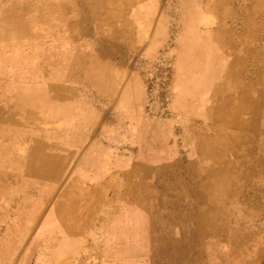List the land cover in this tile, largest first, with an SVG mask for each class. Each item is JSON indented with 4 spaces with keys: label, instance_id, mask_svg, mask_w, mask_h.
<instances>
[{
    "label": "rangeland",
    "instance_id": "374dc122",
    "mask_svg": "<svg viewBox=\"0 0 264 264\" xmlns=\"http://www.w3.org/2000/svg\"><path fill=\"white\" fill-rule=\"evenodd\" d=\"M103 1L0 0V264H264V0ZM49 87H131L119 101L139 119L117 139L134 196L81 250L46 234L52 203L19 170ZM238 101L257 106L262 131L223 141L221 105Z\"/></svg>",
    "mask_w": 264,
    "mask_h": 264
},
{
    "label": "crops",
    "instance_id": "0c3cea01",
    "mask_svg": "<svg viewBox=\"0 0 264 264\" xmlns=\"http://www.w3.org/2000/svg\"><path fill=\"white\" fill-rule=\"evenodd\" d=\"M118 3L119 6H125L126 11L135 4L145 6L141 7V11L148 12H156L159 6L157 0L103 1V4H111L110 6ZM141 18L136 26L144 28L151 26L150 18ZM68 89L69 87H49L45 90L47 94L44 95L43 103L36 110L34 107L31 108L28 158L27 162H21L19 170L21 174H28L31 184L40 188L39 190L45 188L43 195L47 196L48 203H52V209L47 211L44 222L46 234L55 237L61 243L75 244L81 250L80 246L87 244L89 237L107 228L111 230L118 225L120 219L117 211L118 199L128 205L134 196L133 180L131 176L130 179L127 176V173L131 172L133 158L120 159L121 163H119L117 139L123 131L122 136L125 140L132 139V129L139 119H135L132 103L119 101V97L131 99V87H70ZM224 92L229 93L226 90ZM238 102L232 107L235 110L233 114H230V105L229 107L221 105L216 123L221 126L223 141L229 140L230 132L237 133L239 143L240 137L243 138L246 134L255 136L257 130L259 135L262 131V124L258 123L257 106L255 104L251 106L250 102L246 103V101ZM124 107H126L125 111H121L119 116V109ZM86 116L88 118L85 119ZM256 123L260 124L259 127L255 126ZM207 134L205 141L209 142L210 146L207 147L209 149L213 146L210 142L217 138L209 136L208 131ZM252 147L254 148L253 145ZM262 147L258 145L257 148L261 150ZM160 154L162 156L159 150L158 155ZM121 155L128 157L127 150ZM124 160L126 163L122 164ZM119 167L126 173L121 179L118 178ZM50 180L52 181L49 182ZM48 197H51L50 201Z\"/></svg>",
    "mask_w": 264,
    "mask_h": 264
},
{
    "label": "bare ground",
    "instance_id": "6f19581e",
    "mask_svg": "<svg viewBox=\"0 0 264 264\" xmlns=\"http://www.w3.org/2000/svg\"><path fill=\"white\" fill-rule=\"evenodd\" d=\"M134 1H135V0H134ZM107 2H108V1H107ZM84 3H85V2H84ZM121 4H123V3H121ZM110 5H111V4H110ZM110 5H109V6H110ZM25 6H26V5H25ZM98 6H99V5H98ZM91 7H92V6H91ZM111 7H113V5H112ZM88 8H89V7H88ZM117 8H118V7H117ZM86 9H87V8H86ZM90 9H91V8H90ZM105 10H106V9H105ZM121 11H122V10H121ZM100 12H101V11H100ZM100 12H99V13H100ZM8 15H9V14H8ZM12 15H13V14H12ZM14 15H15V13H14ZM115 15H116V14H115ZM21 16H22V15H21ZM21 16H20V17H21ZM81 16H82V15H81ZM23 17H24V16H23ZM88 17H89V16H88ZM105 17H106V16H105ZM113 17H114V16H113ZM5 18H6V17H5ZM99 18H100V17H99ZM19 19H20V18H19ZM27 19H28V18H27ZM2 20H4L3 17H2ZM6 20H7V18H6ZM10 20L12 21V19H10ZM10 20H8V21H10ZM23 20H25V19H23ZM95 20H96V19H95ZM14 21H16V20H14ZM27 21H28V20H27ZM80 21H81V20H80ZM3 22H5V21H3ZM8 23H9V22H8ZM89 23H90V22H89ZM108 23H109V22H108ZM1 24H2V23H1ZM6 24H7V23H6ZM99 24H100V23H99ZM13 25H14V24H13ZM28 27H29V26H28ZM4 28H5V27H4ZM15 28H16V27H15ZM12 29H13V28H12ZM18 29H19V28H18ZM20 29H21V28H20ZM20 29H19V30H20ZM8 31H9V30H8ZM25 31H27V30H25ZM1 32H3V31H1ZM19 33H20V32H19ZM66 38H67V37H66ZM16 40H17V39H16ZM24 40H25V39H24ZM20 41H21V40H20ZM22 41H23V40H22ZM5 43H6V42H5ZM11 43H13V42H11ZM22 43H23V42H22ZM2 44H3V43H2ZM26 44H27V43H26ZM28 44H29V42H28ZM31 44H32V43H31ZM55 44H56V43H55ZM9 45H10V44H9ZM11 45H12V44H11ZM60 45H61V44H60ZM61 46H62V45H61ZM2 47H3V46H2ZM3 48H4V47H3ZM51 48H53V47H51ZM34 49H35V48H34ZM36 50H37V48H36ZM2 51H3V50H2ZM33 51H34V50H33ZM52 51H53V50H52ZM59 51H60V50H59ZM61 51H62V50H61ZM68 51H69V49H68ZM56 52H57V51H56ZM1 53H2V52H1ZM5 53H6V52H5ZM5 53H4V54H5ZM38 53H39V52H38ZM38 53H37V54H38ZM46 53H49V52H46ZM54 53H55V52H54ZM13 54H14V53H13ZM17 54H18V53H17ZM17 54H16V55H17ZM42 54H43V53H42ZM222 54H223V53H222ZM44 55H45V54H44ZM68 55H69V54H68ZM240 55H241V54H240ZM42 56H43V55H42ZM57 56H58V55H57ZM235 56H236V55H235ZM28 57H29V56H28ZM31 57H32V56H31ZM34 57H35V56H34ZM45 57H46V56H45ZM50 58H51V57H50ZM236 58H237V57H236ZM236 58H235V59H236ZM5 59H6V58H5ZM19 59H20V58H19ZM27 60H28V59H27ZM14 61H15V59H14ZM38 61H39V60H38ZM40 61H41V60H40ZM52 61H53V57H52ZM67 61H68V60H67ZM31 62H32V61H31ZM235 62H236V61H235ZM7 63H8V62H7ZM7 63H6V64H7ZM11 63H12V62H11ZM11 63H10V64H11ZM17 64H18V63H17ZM64 64H65V63H64ZM68 64H69V63H68ZM236 64H237V62H236ZM27 65H28V64H27ZM49 65H50V64H49ZM33 66H34V65H33ZM59 66H60V65H59ZM59 66H58V67H59ZM236 66H237V65H236ZM238 66H239V65H238ZM14 67H15V66H14ZM30 67H31V66H30ZM37 67H38V66H37ZM53 67H54V66H53ZM3 68H4V66H3ZM3 68H2V69H3ZM21 68H22V67H21ZM28 68H29V66H28ZM218 68H219V67H218ZM5 69H6V68H5ZM42 69H43V67H42ZM45 69L47 70V68H45ZM55 69H56V68H55ZM219 69H220V68H219ZM221 70H222V69H221ZM22 71H24V70L22 69ZM30 71H31V70H30ZM36 71H37V70H36ZM36 71H35V72H36ZM3 72H4V70H3ZM8 72H9V71H8ZM10 72H11V71H10ZM39 72H41V71H39ZM27 73H29L28 70H27ZM58 73H59V71H58ZM64 73H65V72H64ZM235 73H236V72H235ZM5 74H7V73H5ZM11 74H12V73H11ZM225 74H226V73H225ZM12 75H13V74H12ZM14 75H15V74H14ZM16 75H17V74H16ZM16 75H15V76H16ZM19 75H20V74H19ZM19 75H18V76H19ZM28 75H29V74H28ZM63 75H64V74H63ZM229 76H230V75H229ZM6 77H7V76H6ZM35 77H36V76H35ZM41 77H42V75H41ZM41 77H40V78H41ZM193 77H194V76H193ZM230 77H231V76H230ZM22 78H23V77H22ZM40 78H39V79H40ZM236 78H237V77H236ZM46 80H47V79H46ZM230 80H231V79H230ZM234 80H235V79H234ZM24 81H25V80H24ZM37 81H38V79H37ZM52 81H53V80H52ZM54 81H55V80H54ZM26 82H27V81H26ZM228 82H229V81H228ZM36 83H37V82H36ZM230 83H231V82H230ZM232 83H233V82H232ZM31 84H32V83H31ZM28 85H30V84H28ZM46 85H47V84H46ZM46 85H45V86H46ZM52 85H53V84H52ZM231 85H232V84H231ZM32 86H33V85H32ZM37 86H38V85H37ZM63 86H66V85L64 84ZM243 86H244V85H243ZM28 87H29V86H28ZM33 87H34V86H33ZM200 87H201V86H200ZM257 87H258V86H257ZM54 88H55V87H54ZM62 88H63V87H62ZM216 88H217V87H216ZM219 88H220V87H219ZM219 88H218V90H219ZM250 88H251V87H250ZM250 88H249V89H250ZM23 89H24V88H22V90H23ZM25 89H26V88H25ZM69 89H70V87H69ZM69 89H68V90H69ZM227 89H228V88H227ZM245 89H246V88H245ZM251 89H252V88H251ZM68 90H67V91H68ZM223 90H224V89H223ZM246 90H247V89H246ZM246 90H245V91H246ZM253 90H254V89H253ZM23 91H24V90H23ZM3 92H4V91H3ZM30 92H31V91H30ZM35 92H36V91H35ZM58 92H60V91H58ZM220 92H221V91H220ZM226 92H227V90H226ZM242 92H243V91H242ZM17 93H18V92H16V94H17ZM237 93H238V92H237ZM248 93H250V92H248ZM3 94H4V93H3ZM8 94H9V93H8ZM8 94H7V95H8ZM24 94H25V93H24ZM224 94H225V93H224ZM240 94H241V93H240ZM254 94H255V93H254ZM9 95H10V94H9ZM31 95H32V94H31ZM35 95H36V94H35ZM59 95H60V94H59ZM0 96H1V95H0ZM231 96H232V95H231ZM238 96H239V94H238ZM238 96H237V97H238ZM36 97H37V96H36ZM228 97H229V96H228ZM2 98H4V97H2ZM8 98H9V96H8ZM225 98H226V97H225ZM239 98H240V97H239ZM192 99H193V98H192ZM196 99H197V98H196ZM213 99H214V98H213ZM216 99H217V97H216ZM2 100H3V99H2ZM15 100H16V99H15ZM7 101H8V100H7ZM21 101H22V100H21ZM216 102H217V101H216ZM1 103H2V102H1ZM5 103H6V102H5ZM5 103H3V104L5 105ZM218 103H219V102H218ZM218 103H217V104H218ZM247 103H248V102H247ZM7 104H8V102H7ZM191 104H192V103H191ZM214 104H215V103H214ZM217 104H216V106H217ZM195 105H196V104H195ZM248 105H249V104H248ZM20 106H21V105H20ZM10 108H11V107H10ZM245 108H246V106H245ZM0 109H2V108H0ZM4 109H5V108H4ZM214 109H215V108H214ZM218 109H219V108H218ZM244 111H245V109H244ZM18 112H19V111H18ZM95 112H96V111H95ZM28 113H29V112H28ZM226 113H228V112H226ZM256 113H257V112H256ZM9 114H10V113H9ZM14 114H15V113H14ZM16 114H17V113H16ZM40 115H41V114H40ZM92 115H93V114H92ZM88 116H89V113H88ZM88 116H86L85 119L88 118ZM239 116H240V115H239ZM37 117H39V116H37ZM41 117H42V116H41ZM96 117H98V116H96ZM250 117H251V116H250ZM89 118H90V117H89ZM93 118H95V117H93ZM236 118H237V117H236ZM251 118H252V117H251ZM51 119H52V118H51ZM53 119H54V118H53ZM91 119H92V117H91ZM249 119H250V118H249ZM19 120H20V119H19ZM93 120H95V119H93ZM262 120H263V119H262ZM7 121H8V120H7ZM10 121H11V120H10ZM52 121H53V120H52ZM87 121H88V120H87ZM91 121H92V120H91ZM91 121H88V122H91ZM252 121H253V120H252ZM19 122H20V121H19ZM225 122H227V121H225ZM250 122H251V121H250ZM72 123H73V122H72ZM85 123H87V122L85 121ZM236 123H237V122H236ZM251 123H252V122H251ZM42 124H43V123H42ZM45 124H46V123H45ZM59 124H60V123H59ZM252 124H253V123H252ZM82 125H83V123H82ZM224 125H225V124H224ZM244 125H245V123H244ZM33 126H34V125H33ZM72 126H73V125H72ZM230 126H231V125H230ZM236 126H237V125H236ZM245 126H247V125H245ZM251 127H252V125H251ZM67 128H68V127H67ZM36 129H37V128H36ZM59 129H60V128H59ZM73 130H74V129H73ZM75 130H76V129H75ZM45 131H46V130H45ZM51 131H52V130H51ZM99 131H100V129H99ZM47 132H48V131H47ZM101 133H102V130H101ZM74 134H75V133H74ZM78 134L81 135L82 133H78ZM253 134H254V133H253ZM38 135H39V134H38ZM82 135H83V134H82ZM57 136H58V135H57ZM100 136H101V135H100ZM43 137H44V136H43ZM81 137H82V136H81ZM94 138H95V137H94ZM21 139H22V138H21ZM77 139H78V138H77ZM28 141H29V140H28ZM79 141H80V140H79ZM67 142H68V140H67ZM76 142H77V141H76ZM93 142H94V141H93ZM26 143H27V141H26ZM28 143H29V142H28ZM28 143H27V144H28ZM59 144H60V143H59ZM62 144H63V143H62ZM66 146H67V145H66ZM96 146H97V145H96ZM22 147H23V145H22ZM53 147H54V146H53ZM231 147H232V146H231ZM259 148H260V147H259ZM48 149H51V148H48ZM97 149H98V148H97ZM26 150H27V149H26ZM95 150H96V149H95ZM57 151H58V150H57ZM92 151H93V150H92ZM257 151H259V150H257ZM262 151H263V150H262ZM90 152H91V151H90ZM90 152H89V154H90ZM97 152H98V150H97ZM97 152H96V153H97ZM213 152H214V151H213ZM21 153H22V152H21ZM24 153H25V152H24ZM98 153H99V152H98ZM92 154H93V152H92ZM99 154H100V153H99ZM99 154H98V155H99ZM201 154H202V153H201ZM210 154H213V153L211 152ZM38 155H39V154H38ZM96 156H97V154H96ZM56 157H57V156H56ZM89 157H90V156H89ZM214 157H215V156H214ZM36 158H37V157H36ZM47 158H48V157H47ZM94 158H95V157H94ZM94 158H93V159H94ZM97 158H99V157H97ZM207 158H208V157H207ZM201 159H202V158H201ZM56 160H57V159H56ZM90 160H92V159H90ZM207 160H208V159H207ZM215 160H216V159H215ZM229 160H230V159H229ZM46 161H47V160H46ZM96 161H97V160H96ZM37 162H39V161H37ZM50 162H51V160H50ZM198 162H199V161H198ZM213 162H214V161H213ZM215 162H216V161H215ZM46 163H48V161H47ZM92 163H93V161H92ZM200 163H201V161H200ZM216 163H217V162H216ZM90 164H91V163H90ZM202 164H203V163H202ZM206 164H207V162H206ZM37 165H38V164H37ZM133 165H134V164H133ZM137 165L139 166L140 164L138 163ZM196 165H197V164H196ZM218 165H221V164H218ZM26 166H27V165H26ZM52 166H54V165H52ZM222 166H223V165H222ZM230 166H231V165H230ZM131 167H133V166L131 165ZM30 168H31V167H30ZM138 168H140V167H138ZM214 168H215V167H214ZM35 170H36V169H35ZM193 170H194V169H193ZM15 171H17V170H15ZM32 171H33V170H32ZM228 171H229V170H228ZM29 173H30V172H29ZM136 173H137V172H136ZM136 173H135L134 175H136ZM34 174H35V173H34ZM102 174H103V173H102ZM18 175H20V174H18ZM27 175H28V174H27ZM85 175H86V174H85ZM204 175H206V174H204ZM231 175H232V174H231ZM208 176H209V174H208ZM215 176H216V175H215ZM215 176H213L212 178H214ZM259 176H260V175H259ZM102 177H104V176H102ZM195 177H196V176H195ZM2 178H3V177H2ZM138 178H139V177H138ZM141 178H142V177H141ZM257 178H258V177H257ZM29 179H30V176H29ZM34 179H35V178H34ZM41 179H42V178H41ZM200 179H201V178H200ZM223 179H224V178H223ZM138 180H139V179H138ZM240 180H242V179H240ZM253 180H254V179H253ZM196 181H197V180H196ZM221 181H222V180H221ZM254 181H255V180H254ZM254 181H253V182H254ZM15 183H16V182H15ZM139 183H140V182H139ZM201 183H203V182H201ZM206 183H207V182H206ZM241 183H242V182H241ZM5 184H6V183H5ZM195 185H196V184H195ZM204 185H206V184H204ZM208 185H209V184H208ZM221 185H223V184L221 183ZM6 186H7V185H6ZM13 186H14V185H13ZM140 186H141V185H140ZM240 186H241V185H240ZM130 187H131V186H130ZM211 187H212V186H211ZM249 187H250V186H249ZM7 188H8V187H7ZM201 188H202V187H201ZM198 189H199V188H198ZM205 189H206V188H205ZM219 189H220V188H219ZM139 190H140V189H139ZM2 191H3V190H2ZM13 191H14V190H13ZM15 191H16V190H15ZM8 192H9V190H8ZM3 193H4V192H3ZM3 193H2V194H3ZM9 193H10V192H9ZM15 193H16V192H15ZM128 193H129V192H128ZM132 193H133V192H132ZM228 193H229V192H228ZM32 194H34V193H32ZM35 194H36V193H35ZM133 194H134V193H133ZM4 195H5V194H4ZM10 195H11V194H10ZM10 195H9V196H10ZM17 195H18V194H17ZM229 195H230V194H229ZM235 195H236V194H235ZM136 196H137V195H136ZM231 196H232V195H231ZM231 198H232V197H231ZM229 201H230V199H229ZM114 202H115V201H114ZM230 202H231V201H230ZM229 204H230V203H229ZM234 205H235V204H234ZM129 208H130V207H129ZM230 208H231V207H230ZM101 210H102V209H101ZM207 213H208V212H207ZM217 214H218V213H217ZM216 217H217V216H216ZM111 219H112V218H111ZM144 219H145V218H144ZM141 220H142V219H141ZM210 221H211V220H210ZM212 224H213V223H212ZM88 226H89V225H88ZM152 226H153V225H152ZM212 227H213V225H212ZM207 228H208V227H207ZM210 228H211V227H210ZM119 229H120V228H119ZM136 229H137V228H136ZM151 230H152V229H151ZM116 232H117V231H116ZM120 232H121V231H120ZM216 232H217V231H216ZM126 233H127V232H126ZM144 233H145V232H144ZM211 233H212V232H211ZM211 233H210V234H211ZM145 234H146V233H145ZM211 235H212V234H211ZM92 236H93V235H92ZM208 236H209V235H208ZM208 236H207V237H208ZM81 237H82V236H81ZM210 237H211V236H210ZM244 237H245V236H244ZM208 238H209V237H208ZM79 239H80V238H79ZM82 239H83V238H82ZM234 242H235V241H234ZM237 242H238V241H237ZM78 243H79V242H78ZM230 243H231V242H230ZM259 243H260V242H259ZM242 244H243V243H242ZM234 245H235V244H234ZM228 246H229V245H228ZM125 247H126V246H125ZM236 247H237V246H236ZM228 248H229V247H228ZM124 249H125V248H124ZM237 250H238V249H237ZM254 250H255V249H254ZM226 252H227V251H226ZM239 253H240V252H239ZM241 253H242V252H241ZM237 254H238V253H237ZM229 257H230V256H229ZM222 258H223V257H222ZM225 258H226V257H225ZM237 259H238V258H237ZM244 259H245V258H244ZM258 259H259V258H258ZM240 261H241V259H240ZM256 261H257V260H256ZM224 262H225V261H224ZM112 264H113V263H112ZM243 264H244V263H243Z\"/></svg>",
    "mask_w": 264,
    "mask_h": 264
}]
</instances>
